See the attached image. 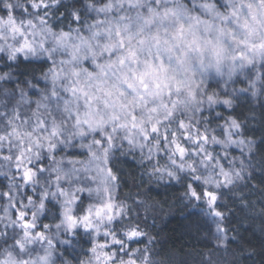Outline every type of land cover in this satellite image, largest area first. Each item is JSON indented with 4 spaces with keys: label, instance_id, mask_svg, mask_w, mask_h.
Listing matches in <instances>:
<instances>
[{
    "label": "snow or ice",
    "instance_id": "snow-or-ice-1",
    "mask_svg": "<svg viewBox=\"0 0 264 264\" xmlns=\"http://www.w3.org/2000/svg\"><path fill=\"white\" fill-rule=\"evenodd\" d=\"M126 156L187 231L264 232V0H0V264H157Z\"/></svg>",
    "mask_w": 264,
    "mask_h": 264
},
{
    "label": "trees",
    "instance_id": "trees-1",
    "mask_svg": "<svg viewBox=\"0 0 264 264\" xmlns=\"http://www.w3.org/2000/svg\"><path fill=\"white\" fill-rule=\"evenodd\" d=\"M250 127L258 129V117L257 122ZM256 139H259V132ZM257 158L259 159V156ZM120 159L126 185L121 188L122 194L135 196L139 192L150 206L148 212L141 209L140 214L149 217V231L158 242L157 261L162 264H264V234L260 231V218L245 221L239 228L234 220L229 225L228 241L224 246H218L219 242L206 232L195 233L186 230L184 217L192 209L184 208L180 203L181 194L178 188L166 190L164 187H157L156 182L148 184L146 176L143 177L144 187L137 188L141 179L140 166L132 156ZM251 183L256 188L255 193L249 195H252L253 201H259V193L264 189V185H257L256 181ZM231 199L234 198L225 197L223 202L228 203ZM226 215L231 217L232 213L226 212ZM153 216L156 217L154 225ZM41 219L43 223L49 222L46 218ZM60 253L57 242V255Z\"/></svg>",
    "mask_w": 264,
    "mask_h": 264
},
{
    "label": "clouds",
    "instance_id": "clouds-1",
    "mask_svg": "<svg viewBox=\"0 0 264 264\" xmlns=\"http://www.w3.org/2000/svg\"><path fill=\"white\" fill-rule=\"evenodd\" d=\"M85 2H87V0H85ZM197 79H200L199 75L197 76ZM212 82H214L213 79H212V76L209 75L208 77L205 78L202 87L203 88H207L208 83H212ZM253 103H254V105L257 104V101L255 100V98L253 99ZM190 108L191 109H196V105L193 103V104L190 105ZM198 115H199V112L197 110L196 116H198ZM188 116L191 117L192 119H196V116H193V113H192L191 110L188 111ZM260 226H261V221H260ZM261 233L264 234V232H262V231H261ZM63 238H64L63 236L54 237V239H57V240H60V239H63ZM3 247H4L3 243L0 242V248H3ZM56 255H57V252H56ZM60 255H61V253L59 255H57V256H60ZM55 264H69V262L67 261V258H64L63 262L58 259V260L55 261ZM157 264H162V262L157 261Z\"/></svg>",
    "mask_w": 264,
    "mask_h": 264
},
{
    "label": "rangeland",
    "instance_id": "rangeland-1",
    "mask_svg": "<svg viewBox=\"0 0 264 264\" xmlns=\"http://www.w3.org/2000/svg\"><path fill=\"white\" fill-rule=\"evenodd\" d=\"M55 243H57L56 241H54Z\"/></svg>",
    "mask_w": 264,
    "mask_h": 264
}]
</instances>
